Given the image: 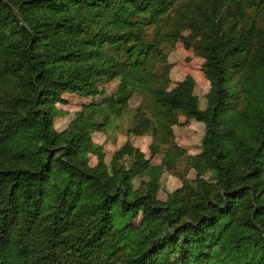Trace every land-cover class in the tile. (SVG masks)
Instances as JSON below:
<instances>
[{"label": "trees", "instance_id": "trees-1", "mask_svg": "<svg viewBox=\"0 0 264 264\" xmlns=\"http://www.w3.org/2000/svg\"><path fill=\"white\" fill-rule=\"evenodd\" d=\"M175 2L0 0V264H264V31L250 23L264 0L195 5L205 110L190 84L170 88L164 68L175 35L162 24ZM116 78L127 96L109 110L120 115L141 97L133 132L151 135L164 170L183 157L178 115L205 127L201 153L185 158L195 180L166 202L156 199L162 170L138 149L89 165L97 149L85 122L101 131L104 108L53 128L62 95L94 96Z\"/></svg>", "mask_w": 264, "mask_h": 264}, {"label": "rangeland", "instance_id": "rangeland-1", "mask_svg": "<svg viewBox=\"0 0 264 264\" xmlns=\"http://www.w3.org/2000/svg\"><path fill=\"white\" fill-rule=\"evenodd\" d=\"M199 0H176L175 7L164 19L162 28L166 34H174L175 40L165 50L166 64L164 66L170 80V88L179 82H185L192 86L193 94L198 100L201 110L207 107V96L210 91L209 81L203 72L204 58L196 50L195 44L199 42L200 36L195 28V21L198 20L197 12L194 10ZM254 20L256 27L264 31V11L261 13L250 9V23ZM153 30L147 31L148 36ZM229 82L230 91L240 90L238 74H231ZM121 82L118 78L103 82L97 86V94L94 96H83L81 94H64L61 102L55 105L58 114L53 120V128L57 133H63L76 120L85 107L94 106L105 109L107 118L97 117L94 121L101 124V131H96L93 122L86 121L85 125L89 131L91 141L96 146L97 153L86 155L90 166L103 162L107 166L116 152L125 145L138 149L144 159L151 167H160L158 190L156 199L166 202L169 196L180 189L184 181H194L196 173L186 165L185 158L194 157L201 153L202 139L205 134V127L195 120H188L183 115H178V123L173 127L174 144L183 151V157L176 163L175 172H168L161 168L163 156L160 153L153 154L151 151L152 139L149 133L137 135L133 132L139 124L138 109L141 104V97L133 94L128 98L126 107L120 115H114L108 105L118 103L126 97ZM5 98V95H0ZM126 159V158H125ZM125 159L122 163L125 164ZM204 179L213 182L210 174ZM146 181V177H139L133 181L134 187L138 188ZM143 221L139 215L131 222L133 230L138 229Z\"/></svg>", "mask_w": 264, "mask_h": 264}]
</instances>
